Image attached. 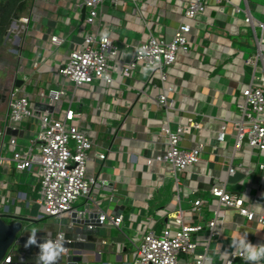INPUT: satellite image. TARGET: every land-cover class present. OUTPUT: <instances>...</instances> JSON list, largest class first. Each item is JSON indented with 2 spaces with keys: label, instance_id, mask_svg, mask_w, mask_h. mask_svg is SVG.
I'll use <instances>...</instances> for the list:
<instances>
[{
  "label": "built area",
  "instance_id": "1",
  "mask_svg": "<svg viewBox=\"0 0 264 264\" xmlns=\"http://www.w3.org/2000/svg\"><path fill=\"white\" fill-rule=\"evenodd\" d=\"M24 1L28 5L24 15L15 16L7 30V38L15 45L10 50L19 60L3 101L7 103V115L0 126V208L3 209L0 217L29 216L16 210L10 212V204L16 201L7 191L19 182L28 186L26 192L17 194L19 200L28 204L26 209L32 212V203L41 209L35 219L45 216L67 219L66 224L58 225L54 244H61L66 232L75 228L73 213L76 219L98 214L100 230L122 229L123 211L113 214L103 207L104 201L115 197L116 190L112 188L111 196L101 193L109 180L89 171L95 159L104 160L111 151L109 142L100 141L102 132L118 137L121 131H132L130 137L121 136L130 147L128 158L137 165L143 159L160 185H164V178L172 179L175 197L171 204L157 210V219H142L144 224H139L137 234L129 240L133 245L131 250L123 242L116 244V252L124 254L125 260L130 258L127 264H253L243 258V250L236 245L245 234L253 245H264V18L253 15L248 0L245 6L242 0H182V18L170 38L151 29L140 11L148 27L146 36L136 43L120 44L112 35L114 28L110 33L103 32L106 21L103 8L108 1L114 8H122L125 0ZM133 1L138 5L139 0ZM159 2L145 0L151 13ZM211 4L231 6L233 16H241L254 37L248 56L229 55L232 43L222 45L228 59L222 64L224 68L228 70L232 59H238L239 65L249 67L245 72L249 79H237L240 87L235 95L236 113L220 118L216 128L207 129L213 137L204 132L205 121L214 123L216 116L188 106L190 100L194 103L190 98L194 96L188 97L183 92L182 78L188 68L180 63L181 58L189 63L192 54H199L202 68L201 62L208 54L204 40L211 36L206 32L199 37L194 28L197 18ZM48 5L50 8L46 10ZM83 8L86 11L82 18ZM48 11L55 14L56 27L50 30L47 41L51 47L46 50L51 55L57 52V61L50 65L46 60L33 59L32 67L39 74L32 81V75L22 66L21 50L31 22L36 26ZM73 12L79 17L72 16ZM57 20L66 26L63 31H59ZM65 45L68 49L62 54L58 48ZM216 65L219 63L214 58L209 71ZM48 71L56 76L50 83L33 93L26 90L27 85L37 88L43 73ZM140 76L142 79H136ZM17 79L23 80L19 86L15 85ZM79 90L87 94H79ZM125 91L135 94L130 99L131 105L137 104L142 112L135 129L131 128V116L123 103ZM39 102L53 109H38ZM64 104L67 107L63 108ZM150 104L154 106L156 118L153 119L160 126L158 130L146 129V125L141 128L142 120L151 117ZM158 113L162 116L157 117ZM8 128L17 133L8 134ZM26 136L29 145L20 142ZM214 138L218 144L211 143ZM133 139L141 145L133 148ZM97 146L103 152L95 150ZM207 149L211 150L210 161L215 166L206 170ZM194 168L198 179L191 176ZM256 172L260 176L255 181ZM25 175L31 176L33 182H22L20 177ZM184 175L189 183L184 182ZM130 219L134 220L133 215ZM97 241L99 251L101 245L108 244L99 237ZM63 249V254L72 252ZM12 253L9 249L0 264L11 262ZM125 260H121L123 264ZM83 264H89V260ZM259 264H264V258Z\"/></svg>",
  "mask_w": 264,
  "mask_h": 264
},
{
  "label": "crops",
  "instance_id": "2",
  "mask_svg": "<svg viewBox=\"0 0 264 264\" xmlns=\"http://www.w3.org/2000/svg\"><path fill=\"white\" fill-rule=\"evenodd\" d=\"M249 7L251 12L257 18L264 17V5L260 4L255 0H248ZM242 5L245 6V0H242ZM139 5V6H138ZM138 5H134L133 0H125L123 7L114 8L109 1L103 8L104 17H105V26L103 28L104 33H110L111 28H114L112 35L116 38L117 42L122 44L124 42H134L136 43L141 37L146 36L148 32V27L144 22V18L148 21V26L156 31L157 34H162L167 38H170L174 32V28L179 24L182 18V0H161L159 6L151 13L150 9L145 3V0H139ZM46 10H49V5ZM140 11L142 12L144 18H142ZM23 13V12H22ZM70 13V12H69ZM46 17L41 19L40 23H37L36 26L34 22H31L30 32L26 35L25 44L22 51V66L26 67V70L33 76H38V71L34 70L32 67L33 59H42L46 60V64L54 65L57 61V55L50 54L46 48L51 47L47 38L49 36L50 30L53 27H56L55 23V14L52 11L45 13ZM59 18V17H58ZM56 22H60L57 20ZM248 27L251 31L250 37L245 38L247 34L244 33L243 27ZM66 27V26H65ZM64 24L60 22L59 31L64 30ZM58 29V27L56 28ZM55 29V30H56ZM66 31L68 29L66 28ZM77 30H75L76 32ZM206 32L210 33L211 39H205V44L208 46L204 61L201 62L202 68L199 67V54H192L191 61H188L185 58L180 59V63L185 65V68L188 70L185 72V76L182 78L183 92L190 97L194 103L191 104V100L188 103V106L196 109L198 112H204L216 116V119L213 122L205 121L204 132L207 135L212 136L210 131H207L208 128H216L217 124L220 122V118L231 117L236 113L235 107V95L239 91V84L237 79L242 77L245 81L249 78L245 72L249 71V67L239 65L238 59L233 60L228 70L224 68V61H227V55L223 48L224 43H232L233 49H229V55L233 56H246L244 49L241 47L245 46L248 49L251 46H254V37L252 34V29L247 25L241 16H233V8L229 5H215L211 4V7L206 11L205 14L197 18V23L194 28V33L199 37L205 35ZM68 38H72V35H68ZM7 40V36H6ZM17 40L14 41L16 43ZM68 41V40H67ZM56 50V46H52ZM68 46L59 47L58 50H62L60 53L64 54L67 52ZM244 50V51H243ZM47 52V53H46ZM31 53V56H27ZM16 66L18 62V57L15 56ZM29 57V58H27ZM218 60L219 65L212 66L209 71L210 63L213 59ZM222 70L218 73L217 69ZM241 74H245L243 77ZM55 72L48 71L43 73V77L38 87L33 85H27L26 90L28 92H36L39 87H44L50 83L53 78H55ZM136 79H142L138 77ZM140 82V80H138ZM135 94L133 92H124L123 103L127 106L128 112L131 119V128L135 129V122L141 120V110L138 108L137 104L131 105V98ZM2 103V102H1ZM96 103V100H95ZM67 107V104H64L63 108ZM151 111L154 106L149 105ZM151 112V117L148 115V118L143 119L144 125L141 128L158 130L160 127L159 124H155L154 115ZM7 115L0 114V126L3 125L4 119ZM162 113H158L157 117H161ZM139 117V118H138ZM94 126V125H93ZM96 126V125H95ZM140 128V127H139ZM129 132V131H128ZM132 132V131H131ZM129 132H120V136L114 137L110 136L107 133L100 134V141L103 140L109 142L112 148L110 153H106V159H95L92 162L90 167V173L106 177L109 180V185L106 188L100 190L101 193L107 194V196L112 195V188L115 189V197L123 200L125 205V215L124 224L122 229L117 228H101L99 236L100 239H106L108 241L107 245H101V254L99 255L97 251H90L88 255L89 264H123V254L116 252V244L130 242V238L134 237L137 234L139 224H144L142 219L153 217L150 214L151 205L149 201L155 198V193L159 192L161 188L166 185V181L169 178H164V185L158 183L156 174H151L148 165L143 159L140 160L137 165L134 162H131L128 158L127 149L129 146L125 145L128 142L126 140L122 141V135L132 136L133 134ZM130 135V136H129ZM136 136H138L136 134ZM115 139V140H114ZM212 144H218V141L214 138L211 139ZM131 146H140L141 143L137 139H133ZM130 145V142H129ZM148 146L145 145V149ZM95 150L103 152V149L100 146L95 147ZM211 150L207 149L206 154H204L206 170L215 166V163L211 160ZM150 154V151H146ZM197 168H194L191 172V176L194 179H198L197 174L194 172ZM242 174V173H241ZM239 174V176L241 175ZM243 176V175H242ZM260 176L259 172H256L253 176V179L256 181ZM18 178V176H16ZM151 177L153 178L151 180ZM28 178H31L28 177ZM185 183H189L187 177H183ZM29 182V181H28ZM33 182V178H32ZM172 182V181H171ZM201 184L204 185L205 182L201 181ZM158 185H160L158 187ZM206 187L208 183L206 182ZM156 186V187H155ZM28 186L23 183H17L12 185L10 191H7L8 194L15 199V207L18 203H22V200H19L17 196L19 191L26 192ZM172 195L169 197L168 202L163 205V200L165 196L160 199L161 206L157 210L171 204L175 197V187L174 182L172 186ZM6 192V191H5ZM6 192V193H7ZM110 201H104L103 207L110 213L116 214V211H122L119 206L113 208L110 206ZM28 205V204H27ZM27 207V206H26ZM146 211H145V210ZM23 212V210H22ZM143 212V213H142ZM209 214V211L206 210ZM25 214V213H23ZM130 215H133L134 220L130 219ZM137 218V219H136ZM228 230L227 232H229Z\"/></svg>",
  "mask_w": 264,
  "mask_h": 264
},
{
  "label": "water",
  "instance_id": "3",
  "mask_svg": "<svg viewBox=\"0 0 264 264\" xmlns=\"http://www.w3.org/2000/svg\"><path fill=\"white\" fill-rule=\"evenodd\" d=\"M85 11L86 9L83 8L82 18L84 17ZM22 83L23 80L21 79L15 81L16 86ZM36 108L53 109L51 105L40 102L36 104ZM7 133L16 134L17 131L8 128ZM110 206L115 209L119 206L123 212L127 211L124 210L125 205L123 204V200L117 197H114L110 201ZM120 212L116 211L115 213ZM72 216L76 222L75 228H70L66 232L64 240L61 242L62 247L71 249L72 252L70 254L61 253L55 261V264H83L88 259L90 251H97L99 255L101 254V251L98 250L97 241L100 236L101 227L98 214H91L85 219H76V213H73ZM7 217L12 219V221H7ZM46 219H52L53 223L45 221L44 217L41 219H32L24 215H5L0 217V262L10 249L13 251L11 254V262L5 264H43L39 260L40 249L38 245L48 240L54 243L58 225L66 224L67 222L66 218L53 219L52 217H47ZM89 225H92V227ZM33 228L37 230L35 234L37 244L25 247V242ZM57 250L59 251V249Z\"/></svg>",
  "mask_w": 264,
  "mask_h": 264
},
{
  "label": "rangeland",
  "instance_id": "4",
  "mask_svg": "<svg viewBox=\"0 0 264 264\" xmlns=\"http://www.w3.org/2000/svg\"><path fill=\"white\" fill-rule=\"evenodd\" d=\"M255 1H258L260 4L264 5V0H255ZM21 15H24V14L22 13ZM72 16L79 17V14L77 12H73ZM261 18L263 19L264 17L261 16ZM81 24L84 25L83 22ZM243 30H244V33L247 34L245 38L250 37V33H251L250 29L245 26V27H243ZM11 48H15V45L7 38V40H5V42L3 43V46H1V49H0V85H1L0 94L3 93L4 92V88L7 87V85H9V80L12 78V73L14 72L13 70H15V68H16V61H17V59L15 57L16 54L13 53L10 50ZM241 48L246 50V52H248V48L247 47L243 46ZM61 51L62 50H60L59 52H61ZM56 53L57 52H55L54 55ZM27 56L30 57L31 53L28 54ZM246 56H248L247 53H246ZM29 57H27V58H29ZM217 70H218L217 71L218 73L222 72V70H219V68ZM37 77L38 76H36V75L33 76L34 81H35V79ZM78 93L86 95L87 91L79 90ZM90 101H92V100H90ZM5 112H7V103L2 101V103L0 102V114H5ZM86 112L90 113V109H86ZM94 120L97 121L99 119L97 117H94ZM7 139H8V137H7ZM20 142L21 143L25 142L28 145L30 144L27 136L24 139L21 138ZM262 159H264V156L262 157ZM5 162L8 163L9 161L6 160ZM12 166H13V164H12ZM20 178H21L22 182L25 181V180H27L29 182L32 181V178H26V175L23 176V177H20ZM18 179H19V176H18ZM172 186H173V180L172 179H167L166 185L163 188H161V190H159V192L155 193V198L153 200L149 201V204L151 205L150 214L153 215V217L155 219L158 218L157 214H156V209L162 205L161 204L162 201H160V199H162L165 196V199L163 200V205H162V206H164L168 202L169 197H171V195H172V191H171ZM82 200H83V198H81L79 200L78 204H80L82 202ZM26 206H27L26 205V201H22V203H18L16 205V207H15V204L11 203L10 204V207H11L10 212L13 213V212H15V210L17 212L18 211L22 212V210H23L22 213L29 214V216H31V218H33V219H35L41 213L40 207L37 204H35V203H32L30 205V207H32V209H31L32 212L27 210L28 208L26 209ZM2 210L3 209L0 208V211H2ZM46 218L47 217L45 216L44 217L45 221H49V222L53 223L52 219H46ZM6 220L7 221H11V219L8 218V217L6 218ZM128 247L131 250L133 248V245L130 242H128ZM125 258H126V256L123 254V260H125ZM129 260H130V258L128 257L127 260L124 261V263L125 264L129 263ZM235 264H241V262H237Z\"/></svg>",
  "mask_w": 264,
  "mask_h": 264
},
{
  "label": "clouds",
  "instance_id": "5",
  "mask_svg": "<svg viewBox=\"0 0 264 264\" xmlns=\"http://www.w3.org/2000/svg\"><path fill=\"white\" fill-rule=\"evenodd\" d=\"M36 231L37 230L35 228L32 229L31 234L25 242V247H30L37 244L35 235ZM246 235L247 234H245L244 238L238 240V245H236L237 240H234L233 244L243 250V258L246 261L253 262V264H259V261L264 258V245H253L247 241ZM38 247L40 249L39 260L42 261L43 264H55V261L64 251L60 243L54 244L51 240L39 244ZM57 249H59V251Z\"/></svg>",
  "mask_w": 264,
  "mask_h": 264
},
{
  "label": "trees",
  "instance_id": "6",
  "mask_svg": "<svg viewBox=\"0 0 264 264\" xmlns=\"http://www.w3.org/2000/svg\"><path fill=\"white\" fill-rule=\"evenodd\" d=\"M24 0H1L0 2V49L6 40L7 30L13 18L27 8Z\"/></svg>",
  "mask_w": 264,
  "mask_h": 264
},
{
  "label": "flooded vegetation",
  "instance_id": "7",
  "mask_svg": "<svg viewBox=\"0 0 264 264\" xmlns=\"http://www.w3.org/2000/svg\"><path fill=\"white\" fill-rule=\"evenodd\" d=\"M9 87H10V83L9 85H7V87L4 88V92L0 94V102L6 100Z\"/></svg>",
  "mask_w": 264,
  "mask_h": 264
}]
</instances>
